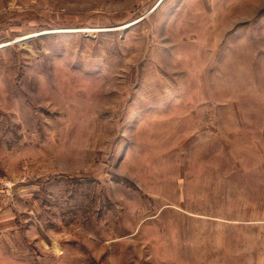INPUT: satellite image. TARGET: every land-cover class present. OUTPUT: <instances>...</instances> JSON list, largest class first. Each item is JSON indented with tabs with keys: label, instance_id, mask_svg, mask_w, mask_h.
<instances>
[{
	"label": "rangeland",
	"instance_id": "1",
	"mask_svg": "<svg viewBox=\"0 0 264 264\" xmlns=\"http://www.w3.org/2000/svg\"><path fill=\"white\" fill-rule=\"evenodd\" d=\"M2 211L17 264H264V0H0Z\"/></svg>",
	"mask_w": 264,
	"mask_h": 264
},
{
	"label": "crops",
	"instance_id": "2",
	"mask_svg": "<svg viewBox=\"0 0 264 264\" xmlns=\"http://www.w3.org/2000/svg\"><path fill=\"white\" fill-rule=\"evenodd\" d=\"M23 251L4 249V211L0 214V264L4 261L8 264H17L25 262Z\"/></svg>",
	"mask_w": 264,
	"mask_h": 264
}]
</instances>
